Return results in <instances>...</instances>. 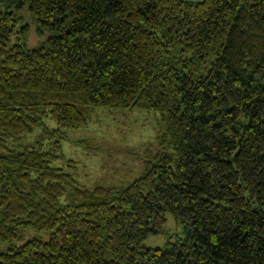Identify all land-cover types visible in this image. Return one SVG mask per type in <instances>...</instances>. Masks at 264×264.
Wrapping results in <instances>:
<instances>
[{"label": "trees", "instance_id": "trees-1", "mask_svg": "<svg viewBox=\"0 0 264 264\" xmlns=\"http://www.w3.org/2000/svg\"><path fill=\"white\" fill-rule=\"evenodd\" d=\"M25 5L50 30L31 48ZM100 109L159 117L137 176L85 185L53 163ZM167 214L184 238L145 246ZM0 244V264H264V0H0Z\"/></svg>", "mask_w": 264, "mask_h": 264}, {"label": "rangeland", "instance_id": "rangeland-1", "mask_svg": "<svg viewBox=\"0 0 264 264\" xmlns=\"http://www.w3.org/2000/svg\"><path fill=\"white\" fill-rule=\"evenodd\" d=\"M17 19L16 34L13 40L26 47H35L50 34V30H42L40 23L34 18L27 5L12 9ZM157 112L128 109L96 110L90 124L86 128L66 130L61 141L62 158L53 164L64 166V160H74L79 181L92 185L97 181L114 182L119 178L132 179L138 175V161L130 158V152H136L153 141ZM47 123L53 125L52 121ZM37 131V130H35ZM35 135V134H34ZM34 135L27 137L33 141ZM138 164H137V163ZM184 229L173 216L166 215L161 234H149L144 241L147 247H162L167 240H182ZM38 237L45 240L47 234L34 230L24 233L21 240L10 242L18 246L27 238ZM7 244H0L5 249Z\"/></svg>", "mask_w": 264, "mask_h": 264}]
</instances>
